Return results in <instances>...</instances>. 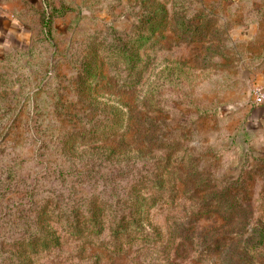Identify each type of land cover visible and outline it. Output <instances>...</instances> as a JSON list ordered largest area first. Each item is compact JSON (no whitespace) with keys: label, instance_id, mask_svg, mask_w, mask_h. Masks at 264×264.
Returning <instances> with one entry per match:
<instances>
[{"label":"rangeland","instance_id":"1","mask_svg":"<svg viewBox=\"0 0 264 264\" xmlns=\"http://www.w3.org/2000/svg\"><path fill=\"white\" fill-rule=\"evenodd\" d=\"M46 2L63 12L49 29L43 4L12 12L20 36L12 30L0 45V214L34 199L38 218L49 205L40 225L59 239L34 262L242 263L229 258L250 238L239 228L264 222V98L255 104L253 92L264 93V0ZM112 148L126 155H101ZM90 167L125 168L127 182L155 198L145 223L160 228V241L111 235L112 210L95 198L110 201V189L80 172ZM53 168L70 169L66 181ZM221 190L229 197L193 212ZM90 202L104 206L93 227L101 219L102 231L65 230V218L89 229ZM16 224L0 226V235L21 229ZM205 235L219 240L209 255L196 242ZM254 248L243 264H264V245Z\"/></svg>","mask_w":264,"mask_h":264},{"label":"trees","instance_id":"2","mask_svg":"<svg viewBox=\"0 0 264 264\" xmlns=\"http://www.w3.org/2000/svg\"><path fill=\"white\" fill-rule=\"evenodd\" d=\"M42 4L48 10L47 16L43 23L45 28L50 27L51 19L60 17L63 12L60 9H57V6H52L47 4L46 0H42ZM41 4V5H42ZM40 10V9H39ZM50 10V12H49ZM112 32L115 33V29L112 28ZM122 43V42H121ZM125 43V42H123ZM122 43V51H125L128 44ZM256 118L261 120L259 111H256ZM117 121H113L110 128L115 126ZM127 152V151H126ZM126 152H119L116 149H108L101 155L110 159L111 157L118 156L123 157L126 155ZM142 152L140 149L136 153ZM142 154L136 155V159H141ZM50 174L54 175L55 178L61 179V181H66L70 169H48ZM125 168L111 170V171H99L98 169L94 170L92 167L85 169L80 172H84L85 175L91 177L94 180H102V183L105 184L109 189L110 201H106L103 198H100L99 195H95V198L100 199L99 203H107L108 207L112 210L110 217L109 230L111 235L114 238H119L124 236L123 242H132V241H150L151 243H157L161 239V230L158 226L148 225L147 220V210L154 207L155 198L146 197L140 193V187L135 189L138 185L136 180L126 179L127 174H124ZM78 176L77 173H74L72 180ZM242 173H240L234 181L241 180ZM152 181L154 187L158 184V178L156 176L149 177ZM131 181V182H130ZM136 184V185H135ZM223 190V189H222ZM216 191L212 192V196L207 197L200 206H196L193 210L194 213L201 212L202 207H206L210 201L221 200L223 196L229 197V193L226 191ZM84 200V199H83ZM82 200V201H83ZM229 200V199H227ZM227 200L224 203H227ZM82 205V204H81ZM36 201L34 199H29L28 201L19 200L10 203L5 207V209L0 214V226H3L6 222H16V225H20L21 229L10 234L9 237H4L0 235V264H36L34 259L31 257L34 253L39 250L46 249L48 246H56L58 244V237L55 236V230L50 229L43 233V228L40 225V218L44 216L51 215L52 208L49 205H44L42 210L38 213V218L35 216L34 212L36 211ZM85 210L91 213L95 219L92 222H89V229L86 227V223L83 221L73 220L70 221L65 218L62 223L65 230L70 231L74 235H80L82 233L93 232L99 234L102 230L101 219H98L97 227L93 229L95 225V220L99 218V213L104 209L103 205H95L93 202L84 204ZM145 206V209L143 208ZM226 206V205H225ZM66 208V204L63 206ZM61 223V221H59ZM7 226V225H6ZM5 228L1 227L0 229ZM172 231L171 226H169ZM250 232V238L246 241V249L241 250L240 254L235 252L230 255V259H235L242 261V263H249L252 256L248 255V250H254V247H257L258 244L264 245V222L261 218H256L254 221L244 223L238 230V234H244ZM49 234V235H48ZM170 241L168 238L167 243ZM204 242V245L199 249L200 254L209 255L211 249L219 246V240L217 238H210L207 235L199 237L196 241ZM119 249L118 247H113V249Z\"/></svg>","mask_w":264,"mask_h":264},{"label":"crops","instance_id":"3","mask_svg":"<svg viewBox=\"0 0 264 264\" xmlns=\"http://www.w3.org/2000/svg\"><path fill=\"white\" fill-rule=\"evenodd\" d=\"M42 0H0V45L6 42L8 36L12 34V30H15L13 34L16 32L19 33V30L13 29V27L19 26L17 22V18L13 17L17 11L24 10L32 11L40 9ZM14 12V14H12ZM20 20V19H19ZM16 33V34H17ZM20 36V34H17ZM20 41V39L17 38Z\"/></svg>","mask_w":264,"mask_h":264},{"label":"built area","instance_id":"4","mask_svg":"<svg viewBox=\"0 0 264 264\" xmlns=\"http://www.w3.org/2000/svg\"><path fill=\"white\" fill-rule=\"evenodd\" d=\"M253 92H254V103L260 104L264 98L263 89L261 87H255Z\"/></svg>","mask_w":264,"mask_h":264}]
</instances>
